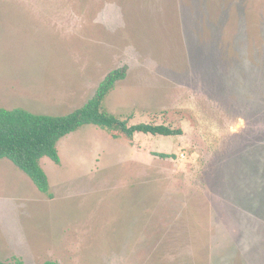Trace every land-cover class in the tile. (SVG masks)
Masks as SVG:
<instances>
[{"label":"rangeland","instance_id":"obj_1","mask_svg":"<svg viewBox=\"0 0 264 264\" xmlns=\"http://www.w3.org/2000/svg\"><path fill=\"white\" fill-rule=\"evenodd\" d=\"M117 68L108 111L194 121L82 126L41 159L52 197L0 158V259L264 264V0H0V106L68 113Z\"/></svg>","mask_w":264,"mask_h":264},{"label":"trees","instance_id":"obj_2","mask_svg":"<svg viewBox=\"0 0 264 264\" xmlns=\"http://www.w3.org/2000/svg\"><path fill=\"white\" fill-rule=\"evenodd\" d=\"M126 77V70L117 68L110 71L99 83L94 95L82 106L64 114L35 113L23 107L0 106V158H9L25 172L38 189L52 197L50 179L41 163L49 157L61 162L59 142L66 135L84 125L94 124L105 129L112 138H124L134 142L136 134L179 136L184 134L182 121H194L193 115L184 109L162 111L163 122L131 123L105 108V101L117 83ZM168 157L170 154L160 153ZM16 262L0 259V264H25L18 257ZM43 264H60L47 259Z\"/></svg>","mask_w":264,"mask_h":264}]
</instances>
